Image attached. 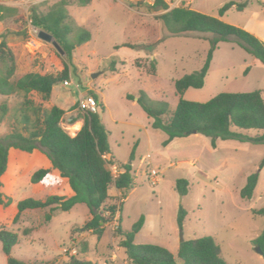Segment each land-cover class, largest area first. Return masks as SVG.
Wrapping results in <instances>:
<instances>
[{"label": "rangeland", "instance_id": "1", "mask_svg": "<svg viewBox=\"0 0 264 264\" xmlns=\"http://www.w3.org/2000/svg\"><path fill=\"white\" fill-rule=\"evenodd\" d=\"M57 1L36 0L33 6L45 10ZM166 1L169 9L191 7L243 27L264 41V0H235L247 2V7L238 10L232 6L223 16L219 9L232 0ZM0 3L18 8L20 14L19 18L0 21V42L6 40L16 57L17 69L12 79L28 72L61 71L64 53L54 37L47 39L31 22L33 6L26 10L13 0ZM69 12L77 24L91 32L92 38L78 45L74 52V74L70 77L73 83L60 82L54 87L53 98L46 103L66 109L62 125L70 135H75L83 119L74 123L71 120L86 112L78 107L79 96L94 93L103 105V110L100 105L98 111L109 131L116 160L132 163L134 186L124 197L123 191L112 185V198L107 204L123 206L112 218L109 212L106 214L108 221L101 236L82 229L92 218L84 203L68 211L57 208L51 220L46 219L49 208L26 209L14 222L19 201L28 197L46 199L52 194L70 195L72 190L68 180L57 171L33 182L34 172L51 164L42 149L28 153L11 148L8 168L2 176V191L5 197L12 198V203L0 204V228L5 224L19 234L12 255L28 264L68 263L72 256L92 264H130L120 245L123 237L116 229L120 224L122 229L129 230L144 215L145 223L134 242L164 246L178 264H183L178 256L181 231L184 240L213 236L229 264H264L254 243L264 228V216L253 212L264 206V167L260 169L264 144L229 139L219 140L214 148L209 137L189 134L164 146L166 133L152 127L151 118L137 102V95L143 90L153 104L164 100L174 109L179 98L175 81L203 66L213 34L169 32L157 18L164 11L154 6V0H91L87 5L75 2L69 6ZM256 89L264 97V65L241 47L235 36H228L214 52L204 86L189 88L185 98L207 101L220 92ZM128 94L135 95V99H129ZM33 98L41 101L37 94ZM22 100L21 94H0L3 143L9 142ZM243 132L251 136L264 133L257 129ZM118 162L108 164L115 176L123 171ZM257 172L259 181L252 199L242 198L240 191L248 176ZM180 178L189 180L186 195L175 188ZM180 207L187 210L182 228L177 222ZM0 264H7L1 241Z\"/></svg>", "mask_w": 264, "mask_h": 264}, {"label": "trees", "instance_id": "2", "mask_svg": "<svg viewBox=\"0 0 264 264\" xmlns=\"http://www.w3.org/2000/svg\"><path fill=\"white\" fill-rule=\"evenodd\" d=\"M75 2L87 5L91 0H59L45 10L33 6L30 12L33 25L41 32L53 35L64 53L63 65L57 74L28 72L16 80L12 79L17 69L16 57L6 40L0 42V94H21L23 97L16 125L8 136L9 142L0 141V204L8 206L12 203V198L5 197L2 191L4 187L2 176L8 168L10 149L16 148L28 153L42 149L51 164L47 168L36 170L32 176L33 182H38L57 171L68 180L72 194H52L46 199L25 198L17 204L18 212L14 222L20 219L21 213L26 209L49 208L50 212L47 213L46 219L51 220L52 213L57 208L68 211L76 204L84 203L90 209L92 218L84 223L82 229L101 236L104 233V224L108 221L106 214L109 212L112 218L123 206L107 204L112 198L110 189L115 185L123 191L124 197L127 196L128 191L134 186L133 166L131 162L121 163L116 160L110 146L109 131L102 121L100 111H86L74 116L71 123L83 119V124L75 135H70L62 125L66 109L58 104L47 105L53 98L54 87L70 79L74 74L73 58L77 46L92 38L91 32L77 24L71 17L69 6ZM154 6L164 11L157 18L173 34L185 32L213 34L203 66L175 81L179 98L174 109H171L169 103L164 100L155 101L153 104L143 90L137 95V102L151 118L152 127L166 133L167 138L163 145L167 146L175 138L189 134L209 137L214 148L218 146L219 140L229 139L264 144V133L251 136L243 132L247 129L264 131V97L260 89L248 92H220L207 101L185 98L189 88L204 86L214 52L221 41L227 40L228 36H235L239 45L263 65L264 41L243 27L224 22L218 17L188 6L181 5L169 9L166 0H154ZM232 6L244 10L247 2L229 1L219 9V15L223 16ZM19 16L18 8L0 3V21ZM249 70L250 67L245 73L247 74ZM34 94L40 96V102L33 98ZM91 95L95 96L94 93ZM128 98L135 99V95L128 94ZM98 103L103 110L102 103L99 100ZM2 109L4 112L7 111L6 106H2ZM137 145L138 142L131 152V160L134 158ZM114 162H118L123 168L116 177L108 166ZM263 167L264 157L260 162V169ZM258 181L259 172L249 175L240 191L241 197L252 199ZM175 188L181 195H186L189 191V180L177 179ZM253 212L257 216H264V206L254 209ZM186 217L187 210L180 207L177 222L181 228ZM144 223L145 216L142 215L131 229H122L120 224L116 229V233L123 237L120 245L124 248L130 264H178L174 254L166 247L134 242ZM0 241L7 255V264H28L12 255L13 247L19 242V234L16 231L4 224L0 228ZM254 243L261 247L264 257V228ZM178 256L183 264H229L223 257L221 245L211 235L184 240L180 244ZM52 264L92 263L72 256L68 263Z\"/></svg>", "mask_w": 264, "mask_h": 264}, {"label": "built area", "instance_id": "3", "mask_svg": "<svg viewBox=\"0 0 264 264\" xmlns=\"http://www.w3.org/2000/svg\"><path fill=\"white\" fill-rule=\"evenodd\" d=\"M13 3L15 5L23 7L26 10H29L31 6H33L36 3V0H13ZM72 83L73 81H71L70 79L63 81V85H69ZM77 88H79L78 84H77ZM77 103H78V107L83 111L96 112L98 111L99 108V103L97 98L91 94H84L79 96Z\"/></svg>", "mask_w": 264, "mask_h": 264}, {"label": "water", "instance_id": "4", "mask_svg": "<svg viewBox=\"0 0 264 264\" xmlns=\"http://www.w3.org/2000/svg\"><path fill=\"white\" fill-rule=\"evenodd\" d=\"M41 34L44 36V37H46L47 39H49V40H51L52 38H53V35H51V34H49V33H44V32H41ZM58 44V43H57ZM59 45V44H58ZM95 76V75H94ZM181 234H182V242L184 241V238H183V232L181 231ZM256 251L259 253V254H261V255H263V251H262V249H261V247L260 246H256Z\"/></svg>", "mask_w": 264, "mask_h": 264}, {"label": "bare ground", "instance_id": "5", "mask_svg": "<svg viewBox=\"0 0 264 264\" xmlns=\"http://www.w3.org/2000/svg\"><path fill=\"white\" fill-rule=\"evenodd\" d=\"M79 127H80V125L78 124V125H77V128L79 129Z\"/></svg>", "mask_w": 264, "mask_h": 264}, {"label": "crops", "instance_id": "6", "mask_svg": "<svg viewBox=\"0 0 264 264\" xmlns=\"http://www.w3.org/2000/svg\"><path fill=\"white\" fill-rule=\"evenodd\" d=\"M80 128V127H79ZM71 195V194H70Z\"/></svg>", "mask_w": 264, "mask_h": 264}, {"label": "clouds", "instance_id": "7", "mask_svg": "<svg viewBox=\"0 0 264 264\" xmlns=\"http://www.w3.org/2000/svg\"><path fill=\"white\" fill-rule=\"evenodd\" d=\"M113 173V172H112Z\"/></svg>", "mask_w": 264, "mask_h": 264}]
</instances>
